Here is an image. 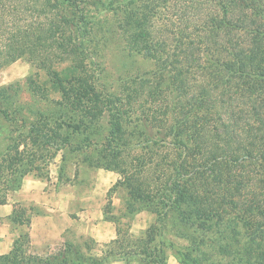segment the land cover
<instances>
[{"label":"trees","instance_id":"1","mask_svg":"<svg viewBox=\"0 0 264 264\" xmlns=\"http://www.w3.org/2000/svg\"><path fill=\"white\" fill-rule=\"evenodd\" d=\"M135 3L136 0H123L127 6ZM173 7L178 9L179 26L185 27L179 30L178 44L171 46L166 39L155 36L153 24L160 9ZM124 13L130 49L157 61L163 69L159 75L165 70L173 75L171 84L176 100L172 113L160 104L164 101L162 88L150 78L141 84L127 82L119 97H102L88 66L91 20L74 0H0V71L25 60L37 71L29 80V88L36 97H54L59 106L91 120L108 115L107 148L114 153L116 162L115 167L108 169L124 175L122 184L134 202L150 197L147 180L141 179L139 173L146 166L153 167V161L135 159L140 164L134 174L122 168L120 143L124 142L121 137L127 112L137 105L145 112L143 108L150 106L145 112L146 121H151L149 116L158 115L154 122L159 121L176 138L189 131L191 154L177 155L173 164L166 163L173 175L159 202L165 207L174 204L181 221L186 222L189 218L180 207L187 198L196 200L202 222L215 218L224 226L215 235L223 239L221 251L235 255V262L218 264H264V195L238 169L240 163L259 158L264 172V0H148L147 5L125 9ZM198 18L200 25L194 23L192 29L187 26ZM169 27L174 31L175 22ZM142 94H147V98H142ZM6 100V91L0 90V114L11 121L9 113L2 109ZM218 103L226 106L223 113H213ZM151 104L157 108L153 109ZM38 129L45 132L44 127ZM244 134L257 142L248 145L243 138L248 147L243 146L239 140ZM56 136L50 138L58 143L61 139ZM251 146L259 156L254 157ZM211 180L218 185L213 188L219 195L217 207L205 199L212 193ZM262 183L263 178L257 187ZM242 229L248 231L242 233ZM146 235L137 239L134 248L147 255L158 234L152 229ZM172 248L181 264H210L208 257H192L196 248L188 253ZM17 256L18 251L12 261Z\"/></svg>","mask_w":264,"mask_h":264},{"label":"rangeland","instance_id":"2","mask_svg":"<svg viewBox=\"0 0 264 264\" xmlns=\"http://www.w3.org/2000/svg\"><path fill=\"white\" fill-rule=\"evenodd\" d=\"M74 3L91 20L88 66L102 97H119L127 82L141 84L150 78L162 88L164 101L160 104L172 113L176 100L172 73L165 70L159 75L163 70L160 64L158 67L157 61L131 50L126 42L125 9L141 8L148 0H136L128 6L123 0H74ZM177 15L178 9L174 7L162 8L153 24L155 36L166 39L171 46L178 44L179 30L185 27L179 26ZM200 18L187 26L194 28ZM172 22L176 25L174 31L169 27ZM36 72L25 60L0 71V90L7 94L2 109H6L11 118L7 121L0 114V201H4L0 207L7 205L9 210L6 214V209L0 208V264H181L172 246L185 253L196 248L192 257L203 260L208 257L210 264L233 263L235 255L222 252L223 239L215 235L224 226L215 218L202 222L196 200L187 198L180 207L189 218L186 222L181 221L180 211L174 204L165 207L159 202L167 193V184L171 185L173 173L168 164H173L177 155L191 154L189 131L176 138L169 129L162 128L159 121L154 122L158 115L150 114L151 121H146L145 112L150 106L143 108L145 112L136 108L138 105L127 112L121 137L124 142L120 143L122 168L134 174L140 164L135 159L153 161V167L146 166V170L139 173L141 179L147 180L150 197L134 202L122 184L124 175L108 169L116 165L114 153L107 148L108 115L91 120L59 106L54 97H36L29 88V80ZM140 96L147 98V94ZM151 105L157 108L156 104ZM225 107L224 103H218L213 113H223ZM200 113L211 115L203 110ZM39 127H44L45 132H38ZM52 128L61 139L58 143L50 138L51 135L57 137ZM249 136L241 135L239 141L243 146L257 142ZM67 141L69 144H64ZM253 150L251 146L254 157L259 156V152ZM259 160L240 163L238 169L264 195V183L257 187L260 179H264ZM198 173L203 175L202 170ZM211 181L212 193L205 199L217 207L219 195L213 188L218 185ZM18 184H21L19 189ZM24 184L27 188L23 194L27 198L26 193L34 194L35 201L23 196ZM32 225H36V229L47 226L63 234L57 240L40 243L30 236ZM152 229L158 236L151 244V253L146 255L134 247L137 239L146 238ZM245 231L242 229V233ZM17 251V259L12 261Z\"/></svg>","mask_w":264,"mask_h":264},{"label":"crops","instance_id":"3","mask_svg":"<svg viewBox=\"0 0 264 264\" xmlns=\"http://www.w3.org/2000/svg\"><path fill=\"white\" fill-rule=\"evenodd\" d=\"M26 185L24 184L23 187V192H26L25 190ZM28 194V198L25 196V194H23V196L29 200V201H35L36 200V196H34V194L31 193H26ZM0 208H5L6 209V214H9V210L7 211V205L6 206H1ZM3 211V210H2ZM4 212V213H5ZM35 222V221H34ZM36 225H32L33 229L32 231H30V236L32 237V240H36L37 242L40 243H44V242H50V241H54L55 239H59L58 237L61 236L63 234V232H57L55 229L53 230L50 227H44V226H39L38 229H36L35 227Z\"/></svg>","mask_w":264,"mask_h":264}]
</instances>
